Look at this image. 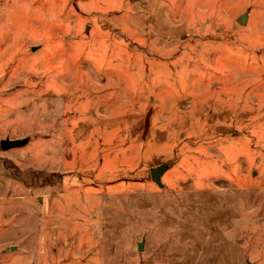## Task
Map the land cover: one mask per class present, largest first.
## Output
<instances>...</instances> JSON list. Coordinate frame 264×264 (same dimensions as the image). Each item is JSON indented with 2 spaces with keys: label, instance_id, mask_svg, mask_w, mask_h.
<instances>
[{
  "label": "rangeland",
  "instance_id": "1",
  "mask_svg": "<svg viewBox=\"0 0 264 264\" xmlns=\"http://www.w3.org/2000/svg\"><path fill=\"white\" fill-rule=\"evenodd\" d=\"M2 139L0 264H264V0H0Z\"/></svg>",
  "mask_w": 264,
  "mask_h": 264
},
{
  "label": "water",
  "instance_id": "2",
  "mask_svg": "<svg viewBox=\"0 0 264 264\" xmlns=\"http://www.w3.org/2000/svg\"><path fill=\"white\" fill-rule=\"evenodd\" d=\"M243 18H244V14H241L240 18L238 19L239 23L243 22ZM24 143V140H18V139H14V140H9V139H2L0 140V149L1 150H5V149H9V148H13V147H17L20 146ZM164 166L163 165H158L155 167H152L149 169V176L150 179L156 184V185H160V176L162 174V172L164 171ZM140 246H138L139 248Z\"/></svg>",
  "mask_w": 264,
  "mask_h": 264
}]
</instances>
